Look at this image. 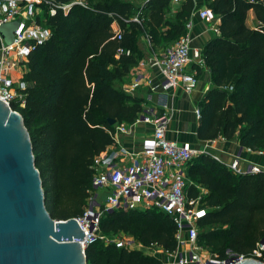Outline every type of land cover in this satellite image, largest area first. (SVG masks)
Segmentation results:
<instances>
[{"label":"trees","instance_id":"1","mask_svg":"<svg viewBox=\"0 0 264 264\" xmlns=\"http://www.w3.org/2000/svg\"><path fill=\"white\" fill-rule=\"evenodd\" d=\"M82 1L53 14L42 1L36 21L49 27L50 35L27 55L23 105H11L27 129L43 204L55 219L81 214L93 191L92 157L112 143L107 118L128 123L142 110L141 98L118 85L139 56L138 36L151 43L167 40L166 47L184 33L193 6L183 0L168 17L169 0H145L138 8L125 0ZM205 6L219 23L218 33L201 47L211 85L198 103L195 135L236 137L245 148L264 150V0H205ZM250 8L254 27L245 23ZM136 10L140 23L130 19ZM118 48L122 52L116 54ZM184 176L186 194L199 195L205 207L196 220L199 245L222 257L226 251L245 253L264 236V170L234 173L209 152H199L187 162ZM98 231L108 237L122 233L165 252L177 246L175 223L157 208L106 210ZM84 256L85 264L160 263L140 248L100 238L84 246Z\"/></svg>","mask_w":264,"mask_h":264},{"label":"built area","instance_id":"2","mask_svg":"<svg viewBox=\"0 0 264 264\" xmlns=\"http://www.w3.org/2000/svg\"><path fill=\"white\" fill-rule=\"evenodd\" d=\"M42 1L0 0V25L17 20L12 42L2 41L0 46V99L10 108L12 103L23 105L24 93L21 89L24 88L25 83L21 80V76L28 53L50 35V28L36 21V17H40L42 13L40 6ZM47 3L48 13L53 14L56 8L65 12L72 3L83 4V1L69 0L66 3H54L47 0ZM197 14L202 21L208 23L212 32L218 33L216 25L218 17L209 7L202 6L197 10ZM131 19L136 22L140 20L137 15L132 16ZM189 25L190 22L186 21L185 27ZM114 36L119 38V30L114 32ZM190 41V34L185 30L173 43L164 47L155 60L163 75L162 88L177 85L185 92L194 88L197 82L196 71L205 64L201 49L191 47ZM121 52L122 49L118 48L116 54ZM125 53H128V50H125ZM137 84V81H132L129 86L134 87ZM193 111L195 117L199 118V108L195 107ZM167 120L164 113L154 114L146 108L134 122H147L151 128L137 148L130 151L123 147H118L116 150H102L92 157L91 186L93 189L103 188L104 195L102 202H98L91 195L92 190L89 191L81 214L73 216L83 233L79 241L82 248L96 238L104 242H113L115 246L129 245L128 240L122 235L108 237L99 233L98 221L104 211L116 207L138 210L157 208L168 214L176 226L174 235L176 249L166 252L168 256L176 257L175 264H231L248 257L263 259L264 244L259 242L245 253L226 251L222 257L197 243L196 220L204 214L205 208L200 206L199 195L190 197L186 194L184 170L187 162L195 154L207 152L206 147L209 143L197 149L187 141L178 142L167 138L165 136ZM128 131L129 127L124 122H117L108 133L117 141L118 133ZM255 151L257 154L264 153V150ZM211 156L220 161L217 154L212 153ZM125 157L127 160H124ZM225 166L234 173L264 170V167L254 163L241 167L237 156ZM89 205L91 208H88Z\"/></svg>","mask_w":264,"mask_h":264},{"label":"water","instance_id":"3","mask_svg":"<svg viewBox=\"0 0 264 264\" xmlns=\"http://www.w3.org/2000/svg\"><path fill=\"white\" fill-rule=\"evenodd\" d=\"M16 25H0L5 43ZM82 235L74 217L55 219L46 211L27 129L20 113L0 99V264H85ZM258 242L264 244V236ZM231 264H264V257Z\"/></svg>","mask_w":264,"mask_h":264},{"label":"crops","instance_id":"4","mask_svg":"<svg viewBox=\"0 0 264 264\" xmlns=\"http://www.w3.org/2000/svg\"><path fill=\"white\" fill-rule=\"evenodd\" d=\"M125 1L132 3L134 7L138 8L145 0ZM182 1L183 0H169L170 9L167 11L166 15L168 17H173L174 12L179 9ZM192 4V9L185 19V22L189 21L190 25L186 28L184 22V28L190 34V46L201 49L204 42L210 39L215 33L209 29L208 23L202 21L197 14V10L205 6V0H192ZM134 15L139 17L140 20L138 23H140L141 15L139 10L133 12L130 19ZM218 23L219 18L216 25H218ZM245 23L249 27H254L257 23L251 8L246 11ZM111 28L113 32L118 30L116 21L111 23ZM2 41L3 39L0 35V46ZM166 42L167 40L160 39L157 43H151L147 37L143 35L138 36L139 56L136 62L130 66L127 74L119 80L118 85H120L125 92L141 98L142 110L138 115L146 108H149L154 114L164 113L168 119L165 131V136L167 138L174 139L178 142L187 141L192 147L197 149H200L203 144L209 143L208 147H206L207 152L210 154H217L220 157V162L224 164L229 162L234 156H237L238 164L241 167H246L250 163L264 167V153L257 154L255 150H247L238 143L236 137L231 139L216 137L206 140H200L196 137L195 128L198 118L195 117L193 109L198 107L199 100L204 91L211 85L209 72L206 66L198 69L196 71L197 82L194 88L189 92H185L177 85L162 88L161 82L163 80V75L159 64H157L155 60L159 57ZM132 81H137L138 84L134 87H130L129 84L132 83ZM134 120L128 123L122 121L129 127V131L127 133H118L117 141L112 139V143L108 144L104 150H116L118 147H123L130 151L137 148L141 139L149 134L151 125L142 121L134 122ZM115 123L117 122L114 121V123H112V127ZM124 160H127V157H125ZM118 235H122L128 240L129 245H125L126 247L142 249L144 253L155 256L160 261L158 264H175L174 261L176 257L168 256L160 247L153 245L144 247L139 242L133 240L131 236L122 233ZM181 249L182 248H180V250Z\"/></svg>","mask_w":264,"mask_h":264},{"label":"rangeland","instance_id":"5","mask_svg":"<svg viewBox=\"0 0 264 264\" xmlns=\"http://www.w3.org/2000/svg\"><path fill=\"white\" fill-rule=\"evenodd\" d=\"M91 195L93 196V198L98 200V202H102L104 190L103 188H94L93 191L91 192Z\"/></svg>","mask_w":264,"mask_h":264}]
</instances>
